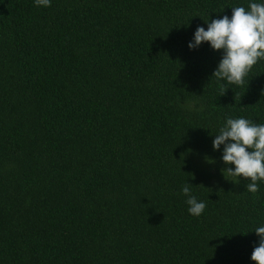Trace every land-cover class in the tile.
Instances as JSON below:
<instances>
[{"label":"trees","instance_id":"trees-1","mask_svg":"<svg viewBox=\"0 0 264 264\" xmlns=\"http://www.w3.org/2000/svg\"><path fill=\"white\" fill-rule=\"evenodd\" d=\"M250 3L0 0V264H254L264 182L224 177L213 140L264 124V60L237 86L188 47Z\"/></svg>","mask_w":264,"mask_h":264},{"label":"clouds","instance_id":"clouds-1","mask_svg":"<svg viewBox=\"0 0 264 264\" xmlns=\"http://www.w3.org/2000/svg\"><path fill=\"white\" fill-rule=\"evenodd\" d=\"M36 7H50L51 0H34ZM232 17L207 22V30L197 27L189 49L198 48L202 43L210 44L215 51H222L223 56L213 73L218 81L243 86L245 78L258 61L264 60V3H250L248 8L234 7ZM222 96L227 90L220 84ZM223 146L222 169L224 177H231L235 185L240 177L250 180L246 191L255 195L259 192L258 181L264 182V124H256L245 118L226 119L219 133L213 140V149ZM207 159V158H206ZM208 163L215 161L207 160ZM228 165H234V170ZM226 179V178H225ZM193 186L188 182L182 187L186 197L189 214L199 217L203 214L206 203L199 201L192 194ZM258 246L254 247L251 260L254 264H264V226L257 227Z\"/></svg>","mask_w":264,"mask_h":264}]
</instances>
